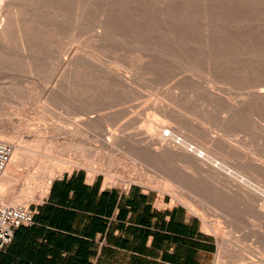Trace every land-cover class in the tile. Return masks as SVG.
I'll return each instance as SVG.
<instances>
[{
	"label": "rangeland",
	"instance_id": "obj_1",
	"mask_svg": "<svg viewBox=\"0 0 264 264\" xmlns=\"http://www.w3.org/2000/svg\"><path fill=\"white\" fill-rule=\"evenodd\" d=\"M0 4V127L12 147L85 160L96 173L72 172L185 206L216 238L213 264H264V97L253 95L264 86V0ZM169 132L215 154L221 176L152 157ZM22 163L5 205L48 161Z\"/></svg>",
	"mask_w": 264,
	"mask_h": 264
},
{
	"label": "crops",
	"instance_id": "obj_2",
	"mask_svg": "<svg viewBox=\"0 0 264 264\" xmlns=\"http://www.w3.org/2000/svg\"><path fill=\"white\" fill-rule=\"evenodd\" d=\"M0 264H213L216 238L183 205L83 171L52 182Z\"/></svg>",
	"mask_w": 264,
	"mask_h": 264
},
{
	"label": "bare ground",
	"instance_id": "obj_3",
	"mask_svg": "<svg viewBox=\"0 0 264 264\" xmlns=\"http://www.w3.org/2000/svg\"><path fill=\"white\" fill-rule=\"evenodd\" d=\"M7 7L10 8L9 3H6V7H3V10L7 11ZM1 9L2 7L0 4V10ZM4 34H5L4 32H0V38L3 37ZM253 95L254 97L256 96L257 99L258 97H261V98L264 97V86L262 87L260 86L259 88H257V90L253 93ZM2 130L4 129L0 127V141L12 144V141L14 140L8 139L2 133ZM119 140H120V137L116 136L115 142ZM13 147H14V151L12 153L10 162L0 179V199L2 201H4L6 198H9L11 196L10 188L12 186V182L14 181V179L19 177L20 165L23 164L22 162L25 158L28 161L32 160L33 162L34 159H36L37 157H40L41 160L45 159V161H48L49 166H48V163L47 165L46 164L42 165L44 169L42 178H38L36 175H32L31 177L28 178L26 182V186L23 188L22 191H20V193H18L14 197L10 206H19V205H24V204L28 205L30 202L36 200V196H38L37 200H40V199L42 200L49 192V189L54 179L57 177H61L65 172H72L75 168H82V167H86L92 173H96L97 171L95 170L96 168L87 166L86 163L84 162L85 160L81 161L77 159H73V160L72 159H62V158H59L58 156L53 155L51 151H45V153H41L43 150L40 151L39 148H36V147L30 148L28 146H22L20 144L15 145ZM151 153L153 155L152 157H154L159 162H164L166 160L172 159V160H179L183 162H190L192 164H197L205 172H207L208 174L214 177L221 176L222 170L224 168L223 164L218 162L219 159L217 156H215V154L207 153V152L205 154L202 153V151L197 146L192 147L191 144L187 140H184L183 137L182 139H180L178 137V134L175 132H169V133H166L160 136L158 144H156L155 149ZM189 169H192V168H189ZM108 177L112 179L113 181H118L121 183L123 182L127 185L133 184L135 182L134 180L133 181L126 180V179L124 180L120 178L119 176H114L111 174H108ZM165 180L166 181L162 185V188H164L163 189L164 192L172 194L176 200L180 201L181 203L188 204V206L191 207L192 203L189 200V198H187L188 196L186 197V195L182 193V191L179 192L178 190L173 189L174 186L180 185V183L172 179H165ZM145 181L147 180L140 178L136 181V183L143 184L145 183ZM192 211L194 213L198 212L194 210ZM205 223L207 226L210 227V224L208 222H205ZM247 264H259V261L251 260Z\"/></svg>",
	"mask_w": 264,
	"mask_h": 264
},
{
	"label": "built area",
	"instance_id": "obj_4",
	"mask_svg": "<svg viewBox=\"0 0 264 264\" xmlns=\"http://www.w3.org/2000/svg\"><path fill=\"white\" fill-rule=\"evenodd\" d=\"M12 153V145L0 141V179L10 162ZM33 225H35V211L31 206H8L0 199V252L11 245L16 229Z\"/></svg>",
	"mask_w": 264,
	"mask_h": 264
}]
</instances>
